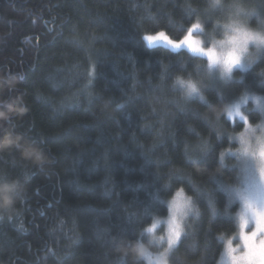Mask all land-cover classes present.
Returning <instances> with one entry per match:
<instances>
[{
    "label": "trees",
    "instance_id": "trees-1",
    "mask_svg": "<svg viewBox=\"0 0 264 264\" xmlns=\"http://www.w3.org/2000/svg\"><path fill=\"white\" fill-rule=\"evenodd\" d=\"M239 1L264 18V0L226 4ZM204 4L0 0V136L13 145L0 151V186L14 200L0 219V264H134L117 249L147 240L144 226L166 214L163 201L180 185L200 215L184 225L170 264H218L217 236L234 230L236 206L205 170L218 165L231 129L172 87L177 74L204 76L180 43ZM159 32L166 41L143 39ZM206 82L217 107L243 92L264 95V52L233 81Z\"/></svg>",
    "mask_w": 264,
    "mask_h": 264
},
{
    "label": "clouds",
    "instance_id": "clouds-1",
    "mask_svg": "<svg viewBox=\"0 0 264 264\" xmlns=\"http://www.w3.org/2000/svg\"><path fill=\"white\" fill-rule=\"evenodd\" d=\"M213 12L217 14L215 18L211 16ZM196 13L193 22L197 28L193 35L199 50H185L203 61L198 66L203 67L204 76L194 78L177 74L172 87L179 89L185 98H199L207 104L217 122L223 118L231 129L225 130L229 144L219 152L218 165L205 170L209 180L216 183L225 194L229 206H236V211L228 217L234 223V230L230 233L221 232L217 236L222 244L221 253L227 258V242L231 239L234 245L239 244L242 230L264 231V95L243 92L232 102L217 107L207 102L206 80L228 83L233 81L237 71H245L257 55L264 52V28L253 26L244 9H232L226 0H205L204 9ZM209 22L211 27L207 26ZM252 112L259 113L260 119L255 122L250 120L249 114ZM237 121H241L243 127L234 130V122ZM216 135L217 140L225 138L220 132ZM12 146L5 137L0 136V151ZM228 157L233 158L235 163L232 167L237 172L231 178L225 175V170L229 168L226 163ZM163 203L166 214L153 215L142 230L141 236H146L147 240L137 239L117 249L122 261L131 255L134 264H139V261H143V264H170V254L177 235L190 217H199L200 209L194 196L182 185ZM13 205L12 195L0 186V219H3L4 213L14 210Z\"/></svg>",
    "mask_w": 264,
    "mask_h": 264
},
{
    "label": "snow or ice",
    "instance_id": "snow-or-ice-1",
    "mask_svg": "<svg viewBox=\"0 0 264 264\" xmlns=\"http://www.w3.org/2000/svg\"><path fill=\"white\" fill-rule=\"evenodd\" d=\"M193 27H197V24H194ZM143 39L152 41L154 38L145 36ZM186 42L191 45L190 40ZM192 49L199 50V47H193ZM118 107H120V105H118ZM262 158H264V154H262ZM177 195H181V193ZM4 227H6L5 223L0 224V231H2ZM19 227L23 229V223H21ZM187 236L188 233L182 229L181 233L177 235L172 251L178 249L182 240L187 238ZM225 252L231 264H241V261H248V264H264V231L257 229L252 232H244L242 230L240 234V244L234 245L230 239L225 246ZM254 255L255 260H253Z\"/></svg>",
    "mask_w": 264,
    "mask_h": 264
},
{
    "label": "rangeland",
    "instance_id": "rangeland-1",
    "mask_svg": "<svg viewBox=\"0 0 264 264\" xmlns=\"http://www.w3.org/2000/svg\"><path fill=\"white\" fill-rule=\"evenodd\" d=\"M235 5H229V7L232 8V9L241 8L240 7L241 6L240 1H239V3H237ZM254 6H257V9H259V10L261 8V4H259V3H258V5H254ZM244 11H245L246 17L250 21V23H253L254 26H256V27L264 28V18L262 17L260 11H258V12L256 11V12L251 13V11H247L246 8L244 9ZM194 24H196V23H194ZM196 28L197 27H193V26H192V28L191 27L189 28L187 33L182 38L183 41L182 40L180 41V43L181 42L183 43L182 47H184L186 49H192L193 47H199L198 43L196 42V38L193 35V32L196 31ZM161 33H162V35H161ZM148 36H151V37L154 38L152 41H147L146 40V43L148 45H151V46L156 44L157 42H160V41L164 42L168 38V36L164 32H159V33L148 35ZM187 40L191 41V45L188 42H186ZM171 47L174 48V49H177V47H174V46H171ZM239 244H236V245H239ZM253 260H255V255L253 257ZM218 264H231V262H230L228 257L226 258L225 254L221 253ZM241 264H248V261H241Z\"/></svg>",
    "mask_w": 264,
    "mask_h": 264
}]
</instances>
